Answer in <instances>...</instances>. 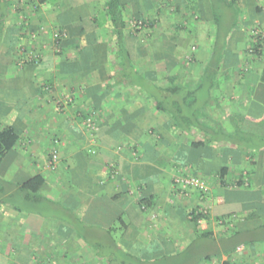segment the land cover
I'll list each match as a JSON object with an SVG mask.
<instances>
[{"label":"crops","instance_id":"0c3cea01","mask_svg":"<svg viewBox=\"0 0 264 264\" xmlns=\"http://www.w3.org/2000/svg\"><path fill=\"white\" fill-rule=\"evenodd\" d=\"M119 2L122 42L106 0H0V129L20 136L0 164L4 259L170 264L200 234L264 230V142L249 144L250 122L264 131V39L247 55L264 37V0ZM218 37L225 59L209 79ZM179 175L208 190L182 193ZM35 176L31 205L19 187ZM220 256L264 264V241Z\"/></svg>","mask_w":264,"mask_h":264},{"label":"trees","instance_id":"16d2710c","mask_svg":"<svg viewBox=\"0 0 264 264\" xmlns=\"http://www.w3.org/2000/svg\"><path fill=\"white\" fill-rule=\"evenodd\" d=\"M225 1V0H212V2ZM227 2V1H226ZM229 3V2H228ZM231 5V4H230ZM105 9L107 16L111 20L112 27L115 30L116 37L119 42L123 41L124 30L126 29V22L124 18V8L121 6L119 0H106ZM142 24H145V21L139 20ZM140 25L136 26L139 27ZM256 40V39H255ZM224 42L222 44V38L218 37L216 39V44L213 47V50L210 54L209 66L205 70L204 76L209 79H215L220 76V65L225 59V54L223 53ZM254 55H261L262 41H259V44L253 46L252 48ZM242 75V74H241ZM244 75V74H243ZM242 75V76H243ZM174 92L177 89L173 90ZM264 122V120H262ZM256 122V120H254ZM254 122H250V128L254 126ZM264 124V123H263ZM241 130V129H240ZM251 136V141L249 144H254V139H260L264 142V131L257 132L249 130ZM243 133V132H242ZM238 134H241V131H238ZM244 135H247V132H244ZM237 138V137H236ZM20 136L13 127H5L0 129V164L2 163L4 157L12 151L16 145L19 143ZM44 185V178L42 176H35L29 181L24 183L19 187V192L23 194V200L29 204H37L42 200L40 196V191ZM10 199H15L12 201L14 207H18L19 203L16 200V197L12 195ZM20 210V207H18ZM202 213H193L192 220L197 223L200 218H202ZM255 243L264 241V230H254L245 233H237L229 239L220 240L217 242L215 239L211 238L210 233H203L198 236L196 242L189 246L186 254L187 256H179L178 258H170V264H200L207 263L212 260V258H217L221 260L220 255L230 254L232 251L237 250L241 246L248 245V243ZM198 246V247H197ZM200 253L202 256H199ZM32 256L25 258L24 256H19L18 259L22 261L23 264H30L32 262ZM38 259H40L38 257Z\"/></svg>","mask_w":264,"mask_h":264},{"label":"built area","instance_id":"2783aa9c","mask_svg":"<svg viewBox=\"0 0 264 264\" xmlns=\"http://www.w3.org/2000/svg\"><path fill=\"white\" fill-rule=\"evenodd\" d=\"M56 37H59V35H56ZM255 38L257 40V43L259 44V41H262V39H263V34L259 31H257L255 33ZM251 52H253V51H251ZM85 125L90 129H95V124H94V121L92 118H88L85 121ZM58 158H59L58 151L55 150L52 153L50 163H49V166L52 169L56 168L57 163H58ZM174 186L176 188H178L179 190H181L182 193H185L186 191L192 190V189L201 190V191H207L208 190V183L204 179H202L198 176H182V175L176 176L174 179ZM204 212L205 211L199 212V213L206 214V212L205 213Z\"/></svg>","mask_w":264,"mask_h":264},{"label":"rangeland","instance_id":"374dc122","mask_svg":"<svg viewBox=\"0 0 264 264\" xmlns=\"http://www.w3.org/2000/svg\"><path fill=\"white\" fill-rule=\"evenodd\" d=\"M216 11H217V13L219 14H221V15H224V17H225V15H227L226 13H225V10H224V6H222L221 5V3H217L216 4ZM236 8V7H235ZM227 20H228V18H227ZM227 20L224 18H222V21L224 22V23H227ZM223 22H222V24H223ZM228 22H229V20H228ZM221 24V25H222ZM263 34V33H262ZM252 39H253V41H254V45H256L257 44V40H255L256 38H255V36L254 37H252ZM263 39H264V37H263ZM263 39H262V41H263ZM253 45V46H254ZM253 46L249 49V51H248V53H247V55L248 56H250V55H253L254 56V53H252V52H250V50H253L252 48H253ZM255 59V58H254ZM245 61H247V60H245ZM248 63H250V62H248ZM245 65V67H244V69H243V71H245V68L249 65V64H247V62L244 64ZM250 66V65H249ZM251 129V131H254L255 129H254V127H251L250 128ZM18 244H14V245H12V247H15L16 248V250H14L15 252L17 251V249L18 250H20V247L19 246H17ZM15 254L16 253H12V256H6L7 258L6 259H4V257H1L0 256V264H23L22 263V261L21 260H19L18 259V257H19V255L18 256H15ZM39 258L40 259H38V260H33L30 264H48V261L46 262L45 260H44V258H45V256H43V258H42V256H39ZM4 259V260H3ZM56 262V261H55ZM55 262H49V264H55ZM64 262H61V264H63ZM212 264H241V262H235V261H233V260H231V261H229V259L227 260V259H225V258H221V260H214L213 261V263Z\"/></svg>","mask_w":264,"mask_h":264}]
</instances>
